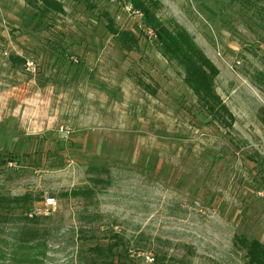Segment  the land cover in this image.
I'll return each mask as SVG.
<instances>
[{"label": "rangeland", "instance_id": "1", "mask_svg": "<svg viewBox=\"0 0 264 264\" xmlns=\"http://www.w3.org/2000/svg\"><path fill=\"white\" fill-rule=\"evenodd\" d=\"M59 2L63 13L36 19L35 0H0L4 192L32 194L33 213L53 198L43 216L85 225L87 255L119 234L114 264H247L235 236L264 247V0H141L217 69L232 120L202 106L129 0ZM104 13L134 35L132 51ZM80 188L89 196L59 198ZM76 247H51L45 264H106Z\"/></svg>", "mask_w": 264, "mask_h": 264}, {"label": "trees", "instance_id": "2", "mask_svg": "<svg viewBox=\"0 0 264 264\" xmlns=\"http://www.w3.org/2000/svg\"><path fill=\"white\" fill-rule=\"evenodd\" d=\"M129 2L132 8L141 11L139 13L145 25L155 33L158 44L163 47V50L172 54L184 66L187 85L202 106L211 114L218 116L223 114L228 120H232L230 113L213 89V79L217 75V69L200 51L195 49L186 33L183 31L169 32L159 24L153 14L148 13L141 0H129ZM33 7L36 9L34 13L36 19L47 13L61 14L64 12L59 0H35ZM103 16L106 21V31L123 41V47L127 51H132V47L136 44L134 35L129 31L117 30L107 13ZM184 48H186L185 51ZM9 62L12 65L25 66L26 64L24 58L17 56L10 58ZM256 117L264 129V107L257 110ZM226 126L230 125L226 124ZM89 193L88 188H80L61 192L59 198H86ZM36 202L38 199L30 193L10 195L0 186V264H45L49 249L67 240L77 244L76 258L82 259L85 256L87 259L91 258L92 260L89 261L93 263L101 261V263L114 264V259L118 258L114 249L121 245L119 234L111 232L103 246L95 245L89 248L87 255L82 250L83 245L89 240L86 235L88 232L82 228L85 225L65 229L54 227L55 223L51 216L33 213V205ZM238 243L241 244L240 249L245 251L247 264H264V247L258 240H248L244 235H241L239 239L235 236L234 245ZM153 261L154 264H190L182 261H166L164 257H155Z\"/></svg>", "mask_w": 264, "mask_h": 264}, {"label": "built area", "instance_id": "3", "mask_svg": "<svg viewBox=\"0 0 264 264\" xmlns=\"http://www.w3.org/2000/svg\"><path fill=\"white\" fill-rule=\"evenodd\" d=\"M131 6V5H130ZM132 7V6H131ZM139 14V13H138ZM142 16V15H141ZM53 198H50V199H46L45 200V203H44V207H45V209H46V212H39V211H37V212H35L34 214H36V215H47L48 214V212H47V210H49V208H52L53 206H54V202H53Z\"/></svg>", "mask_w": 264, "mask_h": 264}]
</instances>
